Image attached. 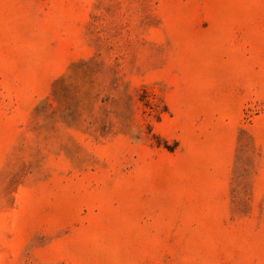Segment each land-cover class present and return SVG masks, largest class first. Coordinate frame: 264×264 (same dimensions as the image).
Listing matches in <instances>:
<instances>
[{
	"label": "rangeland",
	"instance_id": "374dc122",
	"mask_svg": "<svg viewBox=\"0 0 264 264\" xmlns=\"http://www.w3.org/2000/svg\"><path fill=\"white\" fill-rule=\"evenodd\" d=\"M0 264H264V0H0Z\"/></svg>",
	"mask_w": 264,
	"mask_h": 264
}]
</instances>
